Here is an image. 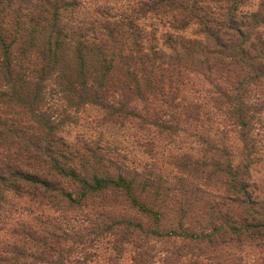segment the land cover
Masks as SVG:
<instances>
[{"label": "trees", "instance_id": "obj_1", "mask_svg": "<svg viewBox=\"0 0 264 264\" xmlns=\"http://www.w3.org/2000/svg\"><path fill=\"white\" fill-rule=\"evenodd\" d=\"M0 264H264V0H0Z\"/></svg>", "mask_w": 264, "mask_h": 264}]
</instances>
